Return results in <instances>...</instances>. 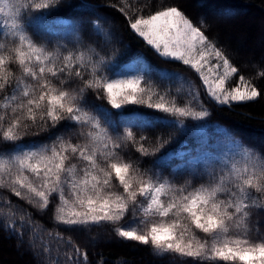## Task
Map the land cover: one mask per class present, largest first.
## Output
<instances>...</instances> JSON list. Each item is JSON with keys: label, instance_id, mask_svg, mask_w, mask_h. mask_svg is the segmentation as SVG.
Listing matches in <instances>:
<instances>
[{"label": "snow or ice", "instance_id": "snow-or-ice-1", "mask_svg": "<svg viewBox=\"0 0 264 264\" xmlns=\"http://www.w3.org/2000/svg\"><path fill=\"white\" fill-rule=\"evenodd\" d=\"M138 2L121 0L118 10L127 28L161 58L194 70L212 102L230 107L261 97V90L239 75L224 51L205 34L203 20L200 26L194 25L177 6L144 15L143 8L150 5L134 7ZM60 3L0 0V93H7L0 98V188H8L40 211H47L56 197L54 219L67 230L112 225L118 238L149 246L157 258H171L170 264L176 258L184 264H264V233L257 228L253 238L249 224L253 209L264 210V148L224 131L211 151L181 170L174 169L173 179L155 171L163 167V154L151 161V168L123 159L120 150L126 143L135 145L141 157H154L171 143L170 136H158L151 148L146 147L148 137L141 135L137 140L133 126L179 130L185 121H203L210 113L200 91L178 72L137 59L142 69L162 79L182 81L187 87L183 104L176 97L169 99L168 93L142 86L143 76L119 72V65L110 61L116 50L107 52L100 43L107 46L115 36L105 28L107 17L94 11L96 19L72 25L74 30L90 26L94 46L63 53L42 46L35 37L55 26L48 17ZM10 65L18 67V76ZM257 75L264 78V69ZM90 93L106 101L111 110L103 103H90ZM128 105H143L174 119H144L143 114L132 113L140 119L129 123L124 111ZM62 122H68L63 125L66 129L78 126L81 130L69 137L49 136L51 143L22 142L25 136L49 131ZM125 123L129 126L121 133L120 125ZM184 174L192 179L174 182ZM194 181L203 182L194 186ZM7 206L8 214L15 216L10 201ZM25 215L31 225L30 214ZM25 215L20 216L21 227ZM3 228L25 243L14 221ZM53 238L73 250L71 256L66 253V264H89L88 252L70 237L64 241L57 232ZM48 251L41 248L42 253Z\"/></svg>", "mask_w": 264, "mask_h": 264}, {"label": "trees", "instance_id": "trees-1", "mask_svg": "<svg viewBox=\"0 0 264 264\" xmlns=\"http://www.w3.org/2000/svg\"><path fill=\"white\" fill-rule=\"evenodd\" d=\"M129 2L132 3L133 0ZM141 5H150L143 8L144 15L163 7L177 6L194 25L200 26L203 20L202 30L205 34L224 51L230 62L238 68L239 75L251 79L253 84L261 90L262 95L253 102L234 103L230 107L217 105L205 94L204 86L194 70L181 62L161 58L127 28L125 17L118 10L123 6L121 0H61L59 8L52 11L48 17L49 20L54 21L55 26L42 30L35 37L38 43L50 51L59 50L61 53L65 50L77 51L94 46L95 37L90 35V26L86 25L83 30L72 28V25L79 23L81 19L86 21L96 19V16L92 14L94 11L98 15L107 17L105 28L115 36V39L107 46L100 43L107 52L116 50L115 55L110 56V61L119 65L117 69L119 72L129 76L141 75L144 80L142 86L152 87L161 94L168 93L169 99L176 97L177 102L183 104L187 100V87L182 81L162 79L155 72L147 68L142 69L137 59L143 58L148 65L157 69L178 72L200 91V100L210 113L209 117L203 121H185V126L179 130L164 126L152 128L133 126L132 130L136 133L137 140L141 135L148 137L145 141L146 147L151 148L158 136H170L171 143L157 152L154 157H141L135 151V145L126 143L120 150L121 157L133 162L139 161L143 167L151 168V161L163 154L161 162L163 167L155 171L162 172L164 177L173 179L174 169L181 170L193 158L201 157L206 151H211L223 138L224 131H230L246 144L264 148V78L257 75L258 70L264 69V0H139L138 3L133 4L134 7ZM219 12H223V15H218ZM58 17L59 20L56 19ZM10 67L17 76L20 74L16 65H10ZM236 79L238 76L233 78V84ZM178 89L183 91L178 92ZM6 94L0 93V98ZM88 100L90 103H103L111 110V106L106 101L96 99L95 93H90ZM124 111L129 116V123H138L140 119L132 116V113H141L144 119L155 117L174 119L168 117L166 113L143 105H128L125 106ZM66 123L68 122H62L56 128L39 132L37 135L29 134L22 142L51 143L49 136L53 139L57 135L69 137L81 130L78 126L66 129L63 126ZM157 124L159 125L160 121H157ZM127 126H129L128 123L121 124L120 132L123 133ZM33 131L36 130L33 129ZM189 179L192 177L184 174L176 176L174 182L183 184ZM201 182L203 181H194V186ZM9 201L16 211L15 216L8 214L7 202ZM58 205V198L53 197L48 210L40 211L39 208L16 197L8 188H0V264H53V261L66 264V253L71 256L73 250L64 242L53 238L57 232L62 234L64 241L70 237L81 251H87L89 264H170L171 258H157L149 246L118 238L112 225L91 227L83 231L67 230V226L57 224L54 219V211ZM25 213L30 214L31 225L27 223L28 215ZM21 215H25L26 221L22 227L20 226ZM13 221L17 225L16 231L24 233V244L10 236L9 230L3 228L4 223ZM249 224L253 228V238L257 228L260 233H264V210L253 209ZM49 233L53 236H49ZM92 237L98 240H90ZM29 244L32 245L31 248ZM42 247H48L49 251L42 253ZM174 264H184V262L176 258Z\"/></svg>", "mask_w": 264, "mask_h": 264}, {"label": "rangeland", "instance_id": "rangeland-1", "mask_svg": "<svg viewBox=\"0 0 264 264\" xmlns=\"http://www.w3.org/2000/svg\"><path fill=\"white\" fill-rule=\"evenodd\" d=\"M213 62H215V61H213ZM90 240L96 241V240H98V238L92 237V238H90Z\"/></svg>", "mask_w": 264, "mask_h": 264}]
</instances>
